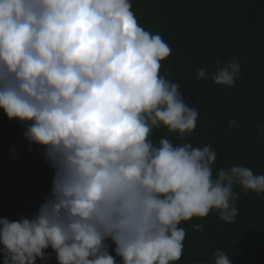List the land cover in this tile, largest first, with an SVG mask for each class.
<instances>
[{
	"label": "clouds",
	"instance_id": "9594fccd",
	"mask_svg": "<svg viewBox=\"0 0 264 264\" xmlns=\"http://www.w3.org/2000/svg\"><path fill=\"white\" fill-rule=\"evenodd\" d=\"M170 53L130 0H0V109L24 122V138L54 169L33 216L0 219L3 264H46L49 248L57 264H173L187 235L181 222L215 210L234 223L235 188L264 193V174L246 166L213 175L210 145L150 138L163 126L183 139L198 119L160 75ZM240 71L232 59L197 77L233 86Z\"/></svg>",
	"mask_w": 264,
	"mask_h": 264
},
{
	"label": "trees",
	"instance_id": "16d2710c",
	"mask_svg": "<svg viewBox=\"0 0 264 264\" xmlns=\"http://www.w3.org/2000/svg\"><path fill=\"white\" fill-rule=\"evenodd\" d=\"M138 24L159 34L171 48L161 61L160 75L177 83L185 102L198 111L193 132L180 138L167 128L153 129L158 143L210 145L217 153L213 175L220 168L242 165L264 174V0H130ZM240 62L233 86L200 79L198 71L213 72L217 62ZM235 120L236 126L229 127ZM25 124L8 119L0 109V219L30 218L50 194L54 169L43 148L24 138ZM238 209L234 223L210 211L204 218L181 222L186 230L183 254L173 264H214L217 250L231 264H264V193L235 188ZM203 226L202 231L194 229ZM46 264H57L51 248ZM111 255H115L111 247ZM119 260V258H117ZM0 264L3 254L0 253ZM36 264H42L37 259Z\"/></svg>",
	"mask_w": 264,
	"mask_h": 264
}]
</instances>
